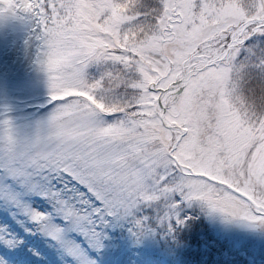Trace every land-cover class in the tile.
Wrapping results in <instances>:
<instances>
[{
    "label": "snow or ice",
    "instance_id": "6c2138e0",
    "mask_svg": "<svg viewBox=\"0 0 264 264\" xmlns=\"http://www.w3.org/2000/svg\"><path fill=\"white\" fill-rule=\"evenodd\" d=\"M5 16L31 35L0 92V264H264V0Z\"/></svg>",
    "mask_w": 264,
    "mask_h": 264
},
{
    "label": "rangeland",
    "instance_id": "374dc122",
    "mask_svg": "<svg viewBox=\"0 0 264 264\" xmlns=\"http://www.w3.org/2000/svg\"><path fill=\"white\" fill-rule=\"evenodd\" d=\"M29 27L26 19L0 17V92L11 98H16L18 85L29 76L25 59L31 35ZM17 122L24 123L20 119Z\"/></svg>",
    "mask_w": 264,
    "mask_h": 264
}]
</instances>
